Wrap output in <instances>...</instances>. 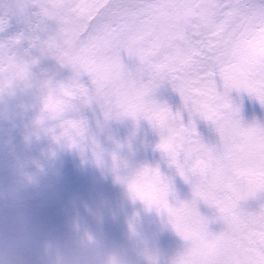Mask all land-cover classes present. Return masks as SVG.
I'll return each instance as SVG.
<instances>
[{
    "label": "snow or ice",
    "instance_id": "1",
    "mask_svg": "<svg viewBox=\"0 0 264 264\" xmlns=\"http://www.w3.org/2000/svg\"><path fill=\"white\" fill-rule=\"evenodd\" d=\"M88 10L96 13L93 19L97 23L83 29L81 35L87 36V42L56 59L77 69V74L82 70L89 75L92 91L89 93L75 81L57 85L55 94L50 87L45 110L56 118L71 108L72 100L82 99L84 103L97 102L106 115L142 116L157 129V147L185 180L190 173L199 172L205 178L214 174L212 183L193 186L194 194L217 207L230 228L238 230L234 202L264 187V170H260L264 166V139H258L252 131L240 132L227 114L229 105L224 95L216 88L219 79L226 89H243L264 102V60L249 56L245 50L241 62L236 63L229 51L220 47L223 34L244 11L241 0H105ZM260 15L264 19V12ZM65 35L71 38L67 32ZM255 39L264 47V32ZM121 51L138 61L134 73L121 64ZM164 80L181 98L189 115L187 127L180 122L179 112L173 114L149 99L153 88ZM193 114L215 125L225 143V162L196 138L190 119ZM61 128V135L71 131L83 136L78 121L65 119ZM237 136H243L239 147L233 144ZM241 162H246L248 168L243 173V186L238 189L232 172ZM129 189L142 200L163 204L168 184L157 170L145 167L135 174ZM170 211L177 232L192 234L187 217L197 214L183 207ZM250 243L252 246L242 250L237 264H264V233L257 234Z\"/></svg>",
    "mask_w": 264,
    "mask_h": 264
},
{
    "label": "clouds",
    "instance_id": "2",
    "mask_svg": "<svg viewBox=\"0 0 264 264\" xmlns=\"http://www.w3.org/2000/svg\"><path fill=\"white\" fill-rule=\"evenodd\" d=\"M30 109L31 104L22 91H0V132L4 131L5 123L16 127L15 120L19 118L25 149H31L45 137L63 145L65 141L49 131L45 114L36 113L23 123ZM226 111L241 133L252 131L258 139H264V127H241L235 119L234 110L229 106ZM220 141L213 154L223 163L225 143L221 138ZM3 143L9 149V159L0 165L5 172L0 177V264H138L134 256L143 260L144 264H162L159 251L151 246L152 236L165 226H171L178 233L170 210L183 207L196 213L190 204L169 205L167 193L163 204L140 199L129 189L135 174L118 173L114 183L121 186V191L116 197L100 190L90 193L87 199L73 193L69 204L74 214L69 221L68 232L64 237L53 236L44 232L40 221L27 211L25 194L30 190L36 193L51 190L60 183L63 174L58 151L49 145L46 149H40L38 155L30 156L18 154L10 136ZM233 144L241 146L243 136H237ZM193 158H189V163ZM247 168L248 164L241 162L232 172L234 186L238 189L243 186V173ZM260 170H264V166ZM189 179L193 186L203 187L214 181V174L209 173L205 178L199 172L190 173ZM258 191H264V187L257 188L244 198ZM242 199L234 202L235 213L237 202ZM137 201L141 204L140 209L134 208L128 212L127 205ZM80 208L94 222V229L88 219L81 215ZM197 218H200L199 223L196 222ZM246 219L264 229V204L258 211L249 213ZM121 220L125 228V243L122 245L110 241L104 231L106 221L118 223ZM187 220L192 226V234L178 233L185 241L184 251L169 257L163 264H215L221 255L215 242L221 234L209 231L198 214L187 217Z\"/></svg>",
    "mask_w": 264,
    "mask_h": 264
},
{
    "label": "flooded vegetation",
    "instance_id": "3",
    "mask_svg": "<svg viewBox=\"0 0 264 264\" xmlns=\"http://www.w3.org/2000/svg\"><path fill=\"white\" fill-rule=\"evenodd\" d=\"M77 1L78 0H58V4L54 3L52 5L59 9L61 17L67 18V16H64L66 12L67 14L69 13V15L74 16L76 12L80 11V6L77 5ZM263 1L264 0H258L261 9H264V5H262ZM34 2L35 7L40 9V11H37V13L42 17L41 35L42 38L47 41L49 31V25L46 20L48 16V3L45 2V0H34ZM96 3L97 0H94V6H96ZM32 13L33 11H30L28 21L18 27L21 36H23V38L27 39L28 41L32 40L35 35L40 33L39 25L34 20L30 19ZM51 35L50 42L54 44V49L59 48V50H61L62 48L60 47L59 41H63V45H65L67 43L66 38L64 36H60L54 29H52ZM71 42H73L72 44L75 45V49L86 43L84 42L82 44L80 39L77 37H73ZM42 45L47 47V44ZM257 46L258 45L253 48V52H247V54L249 56L255 57L258 60H264V53L262 54L263 56H259ZM59 53L61 54V51H59ZM243 54L244 52H237V55L241 57ZM13 60L14 55L11 52L8 54H0V91H11L15 89L25 93L27 101L31 104V109L26 113L23 123H26L27 120L36 113H43L47 117L49 131L54 136L61 132V123L63 119L65 120L71 117L73 120L80 122L84 129L82 138L91 139V142L96 143L92 145V149H94L92 152L94 155L91 154V151H88V154H78L77 156L79 158L89 157L86 161H83L85 162L84 165L90 167L91 174L99 173L98 180L100 182V186L108 190L106 193L113 196L111 191L112 187L114 186L113 179L115 180L118 173L136 174L145 167L149 169H155L168 184L166 200L169 205H193L196 213L206 223L208 230L214 233H220V212L218 208L205 203L195 196L192 181L190 179L185 180L178 173L176 166L170 162V158L157 147L160 141V135L153 125L149 128V130L142 133L140 137L138 136L134 138L133 141L132 139L129 140L131 141V144H128L127 141L124 143L120 141L121 143L114 145L112 144L111 133H108L109 125L107 124L111 117L109 114L106 115L105 109L94 101L84 103L82 99L72 100L71 108L68 111L56 118H53L54 114L45 110V103L41 105L40 100L42 99V96L47 97L49 94V88L51 87L55 94L58 92V89L56 88L57 85H67L75 81L85 89H88L89 93H91V89L93 87L91 80L86 84L84 79L78 78L75 80V76L73 75H69L66 78L68 70L64 67H60L62 77L59 74H55L54 77L55 79L61 77V80L56 79L57 83L53 82L51 85H48L46 82H48V77L50 75H47L46 70H40L39 73L41 77L38 78L37 75H34L30 72L26 65H22V67L15 65L12 68L11 65ZM232 61L239 63L233 59ZM36 77L38 82H41L40 84L35 85ZM216 88L219 93L224 95L225 101L234 110L236 120L239 119L236 115L239 114L241 110L244 109L245 114L252 116L253 107L264 103L261 102L253 93L250 97H246L244 92L243 95H239L237 93H228L223 85V82L219 79H217ZM151 101L157 104L156 101ZM82 105L83 107H81ZM158 105H160V103H158ZM167 108L169 110L171 109L170 106ZM182 108L184 109V106ZM190 119L191 124L195 129V136L203 145L212 149L218 148L220 146L219 132L211 121H206L198 114H193ZM140 120L143 122L145 119L140 117ZM124 121L125 118H123V123ZM180 122L185 127L189 125V115L185 109L184 117H181ZM21 123L22 122L20 119L17 118L15 120L16 127H12L7 123L3 125L4 131L0 132V156H3L4 158L9 157V149L3 143L8 138V136L12 138V145L15 146V150L18 154L23 153L25 155L36 156L39 154L40 149H46L49 145H52L57 151L59 150L60 144H55V142L50 137L42 138L39 144L34 145L31 149H25L22 137L20 135ZM74 137H76V135ZM76 139L79 142L81 140L80 137H76ZM82 141L83 140H81V142ZM129 145H131L130 149ZM86 162L88 165H86ZM4 174V169L2 166H0V177H2ZM61 182L62 180L59 184L55 185V187H58ZM117 186L119 188L117 194L119 195L121 186L118 184ZM53 195L54 193L52 189L41 191L39 193L30 190L25 194V203L30 205L28 199H37L39 204H44L54 200L55 198ZM140 207L141 204L139 201H137L135 204L127 205V211L131 212L134 208L138 210ZM107 228H109L110 231H114L118 236L124 237L125 228L122 220L118 223L107 221ZM168 241L171 243L172 248H177L178 243L185 247V241L178 233H176L173 228H171V226H165L159 232L155 233L151 239V246L154 249H161L158 244H160V246H165V243ZM215 244L220 250V237L216 240ZM133 259L138 260V264L144 263L143 260H140L138 257L134 256Z\"/></svg>",
    "mask_w": 264,
    "mask_h": 264
},
{
    "label": "rangeland",
    "instance_id": "4",
    "mask_svg": "<svg viewBox=\"0 0 264 264\" xmlns=\"http://www.w3.org/2000/svg\"><path fill=\"white\" fill-rule=\"evenodd\" d=\"M4 2H7V0H0V22L12 21V24L14 23V26L16 27V29H18L17 27L20 25L22 19L24 20V18H25V17L24 18L21 17L22 18L21 19L18 16L19 15L18 13L20 11H23V8H21L17 12V14H15V15L8 14L7 12L9 10V8L3 7L2 4ZM45 2H47L49 4L48 5V11H49L50 15H52L53 12L60 13L59 9L57 7H55L54 5H52L54 3L58 4V0H45ZM78 6H81V4L78 3ZM35 10L37 11L38 8H35ZM34 16H35V14H34ZM64 16L68 17L67 13L64 14ZM62 18H64V17L60 16L59 21ZM72 19H73L72 22L75 25V27H72L70 21L62 22V24L60 26L57 25L58 34L60 36H64L67 40V43L65 45H63V41L60 40V47L62 48L61 51H63V53H72L75 50V45H73L72 44L73 42H71L72 38L73 37H78V38L81 37L80 32L78 30L79 29L78 26H80V29L82 30V25L84 24V22H82L83 21V12L80 11L79 16H77V17L75 16V18H72ZM65 32H67L71 36L70 39L65 35ZM14 34L16 35L15 31H13V35ZM254 35H255V33H254ZM247 36H250L249 32H247ZM229 40L224 38L223 42L220 44V47L226 48L229 51L231 59L238 61V62H241L242 57L237 55V48L238 47L237 46L235 47V45L232 44V42H233L232 39L230 41ZM30 44H33V40H32V42H30ZM241 44H242V48H243L242 51L243 52L245 50H247L248 53L253 52V48H252L253 43H250V41L246 38L245 34H244L243 41ZM33 45H35V41H34ZM47 45H48V47H46V46L43 47V52L45 54L42 58H44L46 56L47 60H46L45 64H43L44 68H42V69L47 71V75H50V79L52 80V83L53 82L57 83L56 79L61 80L62 72H61L60 67H62V68L64 67L65 69L68 70V74H67L66 78L69 75H73V76H75V80L78 78L84 79L86 84H87V82H89L91 80L89 75L84 73L82 70H79V73L77 74V72H78L77 69H74L70 66L62 65L60 62H58L56 59V56H58L60 54L54 53L55 51L51 52V47H52L51 44H47ZM29 52H30L29 45H24L21 48V53H22L21 56L25 57L26 53H29ZM263 53H264V51L261 49L259 52V56H263L262 55ZM119 56H120L121 64L123 65L124 69L128 72L134 73L136 70L138 61L134 57L128 56L123 51H121L119 53ZM36 59H38V57H36L34 52H33L31 59H28V61L30 62V66L33 67V64H34ZM34 72L35 71L33 70L31 73L36 75V73H34ZM55 74H59L61 77L55 79V77H54ZM37 84H40V82H38V80L35 81V85H37ZM91 91H92V89H91ZM47 97H48V95H47ZM47 97L42 96V99H40L41 105H43L45 103ZM263 106H264V104L262 106L260 105V108L264 109ZM81 107H83V105ZM262 113L263 114L258 117L259 121H256L253 118H242V117L237 119V121H238L239 125L241 127H244V128L255 127V126L261 127V121L264 119V110H262ZM103 114H104V112H103ZM109 115H110L111 119L107 122V124L109 125L108 133H111V137L113 138L112 144H114V145L119 144L121 142L124 143L125 141H127L128 144H131V141H129V140L136 138L138 136L140 137L142 135V133L149 130V128L152 126L146 119L142 122L140 120V117H142V116H139V115L136 117L124 115L125 124H123L122 115H118L116 113H109ZM236 116L239 117V114ZM68 119H72V118L69 117ZM61 132H62V130H61ZM61 132H59V134L56 135V137L65 141V143L63 145L59 146V150H58L60 160L62 161V172L63 171H65V172L63 174V183H62L61 191L59 194L60 199L56 200L54 202V205H50V209L53 212L56 207H61V206L65 207V208H63L64 213L61 215L62 222L60 223V225H67V226L63 227V229L58 230L54 234V236H57V237H64L67 234L69 221H70L72 215L74 214L73 209H72L71 205L69 204L70 196L73 193L81 194L82 191L86 190V189L87 190L85 192V195L88 196L90 193H92L96 190H99V188H97V187L100 186V182L98 180L99 173H92L91 174L90 167L84 165L85 162H83V161H86L89 157H87V159H85L83 161H80L81 158H78V156H77L78 154H84V153L88 154L87 153L88 151L92 152L94 150V149H92V145H94L96 142H91V139L82 138L83 136H76L77 138L80 137L81 140H83L82 142H81V140L79 142L76 139V137H74L75 134L72 133L71 131L67 135H61ZM69 136H71V139H69ZM116 140H119V141H116ZM220 143H221V141H220ZM130 148H131V145H129V149ZM91 154L94 155L93 152ZM8 159H9V157L4 158L3 156H0V164L5 163ZM93 159H95V158H93ZM76 165H81L82 169H80V172L82 173V176H84L86 174L92 175V177L90 178V184L92 186L83 183L82 176L80 174H78L76 171L78 169V166H76ZM86 165H88L87 162H86ZM118 190H119L118 186H114V188L112 189V192L117 193ZM102 191L106 192L107 189L103 188ZM28 200L30 202V205H33L32 206L33 207V213L31 215L36 217V212L40 209L41 206L37 202V199H32V200L28 199ZM35 205L38 206V208H36ZM79 210H80L81 215H84L85 218L88 219V221H90L92 223L91 226L94 229L95 228V224H93L94 222H92L90 220V218H88L86 216V214L83 211V208H80ZM236 211H238V210H236ZM54 214H57V213L54 212ZM236 214L238 216L239 224H240V228L238 230H234V229L230 228L229 224L225 221L222 214L220 213V215H221L220 216V234H221L220 235V252H221V255L216 260L215 264H237V261L240 260L239 253L236 250V248H237L236 246L238 245V242L241 241V238H242L243 244L246 245L249 242L248 238H250L254 234V229L252 231H248L245 229V228L249 227V224H250V222L246 219V217L242 216L239 212H236ZM224 231H225V233H224ZM231 231H235V232L237 231L236 234H237V236L239 235V237L238 238L232 237L230 235ZM108 239H111V241H114L117 244L123 243V240L120 237H111ZM245 245H244V247H245ZM243 249H245V248H243ZM165 250H169V249L163 248V250L159 252L161 255L162 264H163V261H166L169 257L176 256V255L183 252L181 247L178 248L177 254H173L172 252L165 251Z\"/></svg>",
    "mask_w": 264,
    "mask_h": 264
},
{
    "label": "water",
    "instance_id": "5",
    "mask_svg": "<svg viewBox=\"0 0 264 264\" xmlns=\"http://www.w3.org/2000/svg\"><path fill=\"white\" fill-rule=\"evenodd\" d=\"M262 192H263V191H258V192H256V193L254 194L253 197L258 196L257 194H260V193H262ZM263 193H264V192H263ZM261 196H262V195H261ZM261 196H260V197H261ZM260 197H259V198H260ZM247 200H248V201H247ZM246 201H247V202L244 203V204H246L247 207L251 208V206H254V205H253V202H252L249 198L246 199Z\"/></svg>",
    "mask_w": 264,
    "mask_h": 264
}]
</instances>
